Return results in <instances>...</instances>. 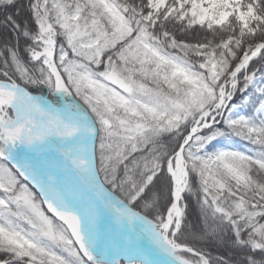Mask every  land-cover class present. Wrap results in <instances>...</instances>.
<instances>
[{
  "label": "trees",
  "instance_id": "trees-1",
  "mask_svg": "<svg viewBox=\"0 0 264 264\" xmlns=\"http://www.w3.org/2000/svg\"><path fill=\"white\" fill-rule=\"evenodd\" d=\"M113 4L0 0V82L14 81L54 105L85 115L92 126L95 166L103 185L158 223L172 199L167 165L199 115L213 107L212 97L230 80L228 74L246 45L253 49L263 43L247 69L232 78L237 81L231 91L233 102L240 104L251 96L249 78L264 73V1L255 5L259 22L249 35L233 20L202 25L166 16L152 23L133 10L143 0ZM170 38L206 46L214 68L194 66L172 47ZM104 73L123 83L128 93L104 88L108 85L101 84ZM210 134L216 136L208 145L198 142V136ZM201 146L209 152H225L246 178L250 192L264 201V146L239 139L221 124L204 128L182 150L187 177L179 223L169 234L172 241L207 264H264V204L251 207L203 185L192 165L200 161ZM6 165L0 158V166ZM10 218L0 221V263L55 264L47 258L49 253L37 259L23 254L20 241L33 240L52 252L57 246L41 237L34 224L23 233L16 225L20 219ZM70 240L66 239L72 245L71 259L101 264L84 257Z\"/></svg>",
  "mask_w": 264,
  "mask_h": 264
},
{
  "label": "rangeland",
  "instance_id": "rangeland-1",
  "mask_svg": "<svg viewBox=\"0 0 264 264\" xmlns=\"http://www.w3.org/2000/svg\"><path fill=\"white\" fill-rule=\"evenodd\" d=\"M107 1L114 6L113 3L115 0ZM258 1L260 0H143V5H135V9L133 10L136 11L141 18L152 23L158 18L166 16L176 20H182L189 24L202 25H222L233 20L245 35H249L256 29V24L259 22V17L255 8ZM226 43L227 41H224L222 44ZM170 44L182 57L189 59L194 66H197L201 70L214 68L215 65L212 52L206 46L187 43L174 38H170ZM262 46L263 43H259L251 49L249 45H246L245 50L239 57L235 67L228 74L230 80L223 82L216 94L212 97L211 100L215 101L213 107L200 114L193 124V126L195 125V132L199 133L204 128L220 126L221 124L228 128L230 132L239 139L246 138L252 145L261 144L264 146V73L252 75L249 78L247 85L251 88L252 95L242 99L240 104H235L233 102V94L231 92L237 84V81H232V78L247 69L253 55L259 52ZM240 66H242V68L238 70ZM235 68H237V72H234ZM100 78L101 84L107 82L108 85L103 87L109 91L128 93L124 84L119 80H115L112 76L104 73ZM10 82L13 83L12 81ZM3 84L4 83L0 82V86ZM58 92L59 94L61 93L60 90ZM12 95V91H0V98L9 99ZM86 97L97 102L96 98L90 95H87ZM129 97L131 96L129 95ZM129 100L131 101V98H129ZM171 105L176 107L173 104ZM61 108L70 111L68 107L61 106ZM73 112L81 114L76 110H73ZM17 119L18 117L13 109L7 106H0V157L2 155L5 156V158L1 159L7 163V168L5 167V169L0 166V170L3 169V171H0V221L11 216L20 219L17 221L16 225L21 227V232H26L25 229L34 224L33 226L36 227L37 232L41 237L53 241V244L57 246V251L52 252L47 251V248H43L42 245H34L35 242L33 240L32 242H30V240H27L26 242L20 241L19 244L22 246L23 254L31 259H37V257L42 258L49 253L47 258L52 262L54 261L55 264H78L76 260L69 257L73 251L72 245L66 242V239L68 238L77 244L84 257L95 263L125 264L124 260H117L114 262L103 260L87 243L80 240L78 235L69 231V229L64 227L61 223L48 216L43 209L42 202L36 194L35 189L20 176L13 174L10 165H17L18 163V155L14 152L13 143L16 142L23 146L21 133H23L24 122L22 120L19 122ZM83 120L88 123L86 118L83 117ZM129 120L133 121L132 119ZM54 129L57 133L65 135L66 137L64 138V141L70 144L74 138H78L80 141L85 139L84 136L78 132L79 129L71 127L69 124H65V122L54 123ZM89 134L91 138H93L92 130L90 128ZM41 135L42 137H40ZM54 135L55 133L51 129L44 127L43 134L41 131L37 132V130H34L31 140L36 148L40 150L42 146V141L40 140H52ZM8 136H10V138ZM214 136H216V134H210L208 136L201 135L197 138L199 143L204 142L208 145L215 139ZM199 152L201 154L200 161L196 165H194V163L192 165L203 185L218 194L227 193L251 207L264 204L260 195L250 192L246 178L233 167L225 152H209L204 146H201ZM78 157L81 158V156ZM80 158L78 161L81 160ZM182 159L183 170L185 173V178L183 180L184 185L186 180V162L183 156ZM174 162L175 158H173L170 161V164L167 165L168 171H171L174 168ZM30 163V168L35 169V165L32 164L31 161ZM40 167L41 166H37L38 169H35L34 173L40 178V181L47 182L44 188L50 193H53V190L50 189V183L45 179V171L43 172V169ZM51 183H53L52 176ZM172 196L173 191L171 192V197ZM172 203L173 201L171 199L167 211ZM112 204L113 208L118 210V207L113 202ZM181 210L182 207L179 200L178 212L174 216L168 231H164L161 227L166 219L167 211L162 219L159 220L158 223L160 225L156 230L160 234H165L167 239L174 245L188 249L185 246L174 243L169 235L179 222ZM97 216L100 218L99 215ZM100 220L104 222L103 219ZM136 225L139 226V224ZM110 229L111 233L116 237L124 239L122 233L118 228H115L113 224L110 225ZM33 235H35V233H33ZM177 254L179 255L180 253ZM183 254L188 253L184 252ZM188 255L193 256L191 254ZM193 257L185 259L193 264H207L203 257ZM26 264L33 263L27 261Z\"/></svg>",
  "mask_w": 264,
  "mask_h": 264
},
{
  "label": "bare ground",
  "instance_id": "bare-ground-1",
  "mask_svg": "<svg viewBox=\"0 0 264 264\" xmlns=\"http://www.w3.org/2000/svg\"><path fill=\"white\" fill-rule=\"evenodd\" d=\"M244 63V62H243ZM5 88L8 91H12L13 95L9 99H18L23 98L24 94L14 87L13 85L5 84ZM33 100L36 104V111L38 113L37 123L33 126V130L37 132L41 131L43 134V128L47 127L51 129L55 135L52 140L41 139L42 146L40 151L47 156L51 157L52 155H57L59 153L61 156H58L57 163L60 167L57 168L56 172L59 178L62 179L64 183L72 184L73 175L75 170L79 167H87L90 164V152H91V136L89 134V127L87 122L83 120V117L80 114H68L65 110L61 108H55L51 103L43 101L38 97H33ZM11 109L15 112L18 117V121L22 120L24 124L29 119V102L24 101L23 103L11 106ZM69 124L71 127H76L79 129V133L84 136V140H79L74 138L71 144L65 142L64 138L66 137L63 134H59L54 129V123H63ZM42 137V135L40 136ZM43 147V148H42ZM14 152L18 155L17 165H19V172L28 179L29 182L39 187L47 193V200L49 201V208L57 214L63 221H66L71 228V231L78 235V238L83 242L87 243L91 249L98 254L103 260L106 261H117L124 260L125 264H147L148 258L145 256V252L150 249L156 248L162 251L165 254L177 257V253L181 250V247L171 243L165 234H160L157 232L156 227L153 224L145 226L144 224L138 221H131L129 219V214L124 209L115 210L113 208V200L106 192L93 180L91 176L87 174L84 179L86 183V188L78 186L80 191L86 189L87 196H91L93 204L98 205L99 213L104 220L98 221V223L93 226L89 223L88 219L81 218L78 209H75L73 206H70L66 202L61 201L60 198H57L55 193H50L44 186L47 184L46 181H40V178L34 173L37 168L36 163L43 164L37 158L31 156L24 150V147L21 144L13 143ZM58 154V155H59ZM77 155V157H76ZM78 156H81L78 157ZM76 157V158H75ZM81 159L78 161V159ZM15 160V159H14ZM30 161L32 164L36 165L35 169L30 168ZM78 172V170H76ZM173 180V203L167 211L166 219L161 225L164 231H168L170 224L174 216L178 212L179 200L183 190V180L185 178V173L183 170V159L181 151H178L175 157L174 168L170 171ZM45 179L49 182L50 172L46 171ZM51 189V188H50ZM95 193L97 196H95ZM99 199H102L100 201ZM96 200V201H95ZM103 204L108 205V211L110 209V214L113 215V218L117 222L119 231L124 236V239L116 237L111 233L110 225L112 224L108 219L104 217V207ZM81 219V220H80ZM139 224L137 226L136 224ZM101 228L105 231V235L111 240L123 244H129L131 241V247L133 250L126 252L125 250L113 246L106 242L103 234L101 233ZM127 236V237H125ZM129 240V241H128ZM138 251L139 253H137Z\"/></svg>",
  "mask_w": 264,
  "mask_h": 264
},
{
  "label": "water",
  "instance_id": "water-1",
  "mask_svg": "<svg viewBox=\"0 0 264 264\" xmlns=\"http://www.w3.org/2000/svg\"><path fill=\"white\" fill-rule=\"evenodd\" d=\"M239 69H241V67ZM5 84L6 83H4L3 85L0 86V91L6 90ZM8 84L13 85L17 89H19L24 94V97L23 98H18V99H4V98H0V106L11 107V106L19 105V104L23 103L24 101H28L29 102L30 115H29V119H28V121H27V123L25 125V129H24L25 130V137H24L25 138V146H26L27 150L38 154L39 152H37L36 148L29 142V139H28V132L31 129L32 124L37 121V111H36L37 109H36V104H35V102L33 100V97H38L39 99H42L43 101H46V102H49V100L47 98H45V97L33 95L30 92H28L26 89H24L22 86H19V85L15 84V83H8ZM68 114H71V113H68ZM81 116L84 117L83 115H81ZM88 127L90 129H92L91 124L89 122H88ZM193 134H194V132L191 131V133L188 136V139ZM90 139H91V152H90V157L91 158H90V167L89 168L91 170V174H92L93 180L106 192L107 195H109L111 197V199L117 204V206L120 209H124L129 214L130 218L133 221H138V222H141L142 224H144L145 226H149L150 222L148 220H146L139 212H137L134 209H132L127 203H125L117 195H115L114 193H112L106 187H104L102 185V183L100 182V180L98 178V175H97V172H96V168H95L94 152H93L94 151V140H93V138H90ZM38 155L42 159H44L46 161V163L50 166L51 169H53V181H54V183L56 185H61V186L65 187V184L61 180H59L54 174L55 173V170H54L55 162L52 161L51 159L45 157L44 155H42L40 153ZM2 157H4V156H2ZM24 180H25V178H24ZM34 189L38 193L41 194V192L39 191L38 188L34 187ZM55 189H58V187H55ZM74 189H76V187H74ZM58 190L61 191L62 189H58ZM66 193H67V195H68V197L70 199L75 200V202L78 204V208L82 211V213L80 214L81 218H88L89 223L91 225L95 226L98 223V220L93 215V211L88 207L89 203H87V200L85 199V197L81 193H78V196H75L72 193L71 189L66 191ZM104 207H105L106 215L108 217H110L107 205H104ZM110 218L112 219V217H110ZM113 221H115V220H113ZM100 231L103 234V236L105 237V240L109 244H111L113 246H116L118 248H121V249L125 250L126 252H130V251L133 250V247H131V241L128 240L130 245L119 243V242L117 243V242L111 240L109 237H107L105 235V231L102 228H101ZM125 237H127V236H125ZM182 251L190 253V254H193V255H197L194 252H192L190 250H187L186 248H182L180 250V252H182ZM136 252L139 253L138 251H136ZM144 254L148 258V263L147 264H193L192 262L183 260L181 258H178V257H175V256H171L169 254H165V253H163L162 251H160V250H158L156 248L150 249L149 251H146Z\"/></svg>",
  "mask_w": 264,
  "mask_h": 264
}]
</instances>
